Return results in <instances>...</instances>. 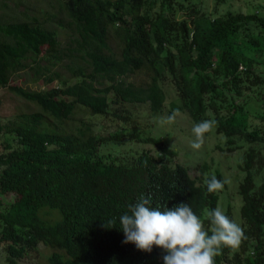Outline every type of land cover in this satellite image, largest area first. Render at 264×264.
I'll list each match as a JSON object with an SVG mask.
<instances>
[{"label":"trees","instance_id":"1","mask_svg":"<svg viewBox=\"0 0 264 264\" xmlns=\"http://www.w3.org/2000/svg\"><path fill=\"white\" fill-rule=\"evenodd\" d=\"M169 1L161 0L160 8L151 11L146 0H62L74 33L62 51L54 29L35 20H0V85L36 102L52 117L45 127L39 110L19 113L11 124L0 121V132L15 137V144L6 143L0 151V194H12L9 199L0 196V246L7 264H17L38 243L50 248L48 264H163L161 249L141 252L123 243L119 218L130 214L129 206L141 197L161 210L189 204L208 229L203 212L214 209L217 192L209 193L205 182H196L182 164L171 163L169 155L175 151L160 137L142 136L136 126L128 130L123 124L130 118L125 102L161 109L165 76L177 105L194 123L210 114L228 143L233 134L264 140V121L249 128L244 101L232 103L233 95L264 84V69L254 66L264 64V15L228 10L210 16L192 9L187 17L176 18L177 8ZM110 28L118 50L107 42ZM64 57L68 62H61ZM57 61L70 76L79 77L67 82L58 69H51ZM28 65L33 79L43 75L44 83L57 79L58 84L35 89L9 82L12 72ZM136 73L140 78H128ZM222 102L232 105L224 114ZM78 104L123 123L108 134L94 131L82 118L72 124ZM124 136L155 148L119 154L100 150L106 141ZM254 159V150H246L237 186L246 238L235 251L224 248L215 264H264V178L254 185ZM212 175L224 182L220 173ZM225 215L229 217L228 209Z\"/></svg>","mask_w":264,"mask_h":264},{"label":"rangeland","instance_id":"2","mask_svg":"<svg viewBox=\"0 0 264 264\" xmlns=\"http://www.w3.org/2000/svg\"><path fill=\"white\" fill-rule=\"evenodd\" d=\"M169 2L174 8H177L174 14L176 18L187 17L192 9L210 16L220 15L228 10L242 13L254 12L258 15H264V0H171ZM61 4L62 0H0V20L29 19L54 29L58 40L57 47L62 51L71 44L69 39L74 36V33L71 25L68 24V17ZM146 5L151 11L158 10L161 0H146ZM107 42L112 49L118 50L117 37H115L111 28L108 32ZM41 54H44V50L41 51ZM27 61L30 63L29 58ZM45 62L44 58L40 60V63ZM61 62H68V58L64 57ZM155 65L161 73L167 75L161 63L156 62ZM254 66L257 70L264 69V64L261 63H257ZM51 69H58L60 76L66 78L67 82H72L79 77L78 75L70 76L67 67L63 64L61 65L59 61L55 62ZM33 76V70L28 65L23 69L12 72L9 82L35 89L46 88L50 84H58L57 79L44 83L43 75H39L35 79H33ZM140 76L141 73H136L129 75L128 78L138 79ZM142 77L144 76L142 75ZM164 81L162 86L165 89L166 97L162 102L161 109L158 111H151L147 102H125L123 104L126 111H129L130 118L123 123L120 119L117 120L110 114H91L82 105L78 104L73 113L72 124L82 118L92 123L94 131L107 134L121 123L127 124L128 130L135 129L133 127L136 126L140 135L160 137L165 145L172 148L175 152L169 155V161L182 164L189 175L195 178L196 182L203 184L208 176L215 174V172L220 173L225 183L223 190L217 192V201L214 209L219 207L224 213L228 209L229 219L243 227L244 222L239 213L241 196L237 191L238 183L244 174L241 166L243 165L246 150L250 148L254 150L255 159L252 163L253 182L255 186L261 182L264 178V140L255 139L252 141L247 140L240 134H233V141L228 143L225 134L216 131L215 126L213 131L205 135L203 146L199 150H193L190 147V143L194 139L192 128L196 123L193 122L186 110L181 109L177 105L179 101L166 76ZM240 101H244L247 119L250 122L249 128L264 121V119L260 118V114L264 113V84L256 86L255 89H244L241 94L233 95L232 103ZM231 108V103L222 102V114ZM37 110L42 112L40 124L45 127L48 122L52 121V117L46 111L41 110V107L36 102L18 95L5 85H0V121L2 123L11 124L19 119V113ZM173 112H178L174 123H160L161 118H166ZM204 114H208V111ZM131 117L135 118L134 123H131ZM203 117H206L203 120H214L210 114ZM69 126L70 121H65V127L68 129ZM6 143L15 144L14 135L11 132H0V151L4 149ZM146 147L155 148L154 144L149 142L124 136L116 142L106 141L102 144L100 150L119 154L128 149L135 151ZM257 156L261 158L260 163L256 159ZM1 197L9 199L12 194L9 193L5 197L4 195ZM208 211L210 210L207 208L204 210V217ZM49 252L50 248L38 243L36 248L31 249L25 256L18 258L17 264H48L45 255ZM5 255L4 247L0 246V264H7Z\"/></svg>","mask_w":264,"mask_h":264},{"label":"clouds","instance_id":"3","mask_svg":"<svg viewBox=\"0 0 264 264\" xmlns=\"http://www.w3.org/2000/svg\"><path fill=\"white\" fill-rule=\"evenodd\" d=\"M177 114L173 112L161 118L160 123H174ZM216 124L212 119L194 124L190 147L199 150L205 135L213 131ZM205 183L209 193H216L223 190L225 182L212 175ZM129 212L119 218L125 237L123 243L134 244L141 252L150 253L154 246L161 249L165 253L163 264H215V257L221 255L224 248L235 251L246 238L243 228L219 207L205 214L209 222L207 230L204 221L189 204L181 203L172 209L161 210L151 206L150 198L141 197L129 206ZM107 223L114 227L115 220Z\"/></svg>","mask_w":264,"mask_h":264},{"label":"built area","instance_id":"4","mask_svg":"<svg viewBox=\"0 0 264 264\" xmlns=\"http://www.w3.org/2000/svg\"><path fill=\"white\" fill-rule=\"evenodd\" d=\"M224 264H230V263L227 261V262H224Z\"/></svg>","mask_w":264,"mask_h":264}]
</instances>
